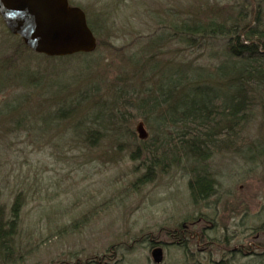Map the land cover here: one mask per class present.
<instances>
[{"label":"rangeland","instance_id":"rangeland-1","mask_svg":"<svg viewBox=\"0 0 264 264\" xmlns=\"http://www.w3.org/2000/svg\"><path fill=\"white\" fill-rule=\"evenodd\" d=\"M105 1L111 2L71 3L88 14L97 12ZM133 12L126 7L114 19L128 29L137 28L139 19ZM122 13L126 20L119 19ZM126 30L113 27L111 33L117 39L125 35L126 44L115 39L110 51L95 48L91 69L85 71L84 62L76 59L48 61L25 52L29 69L40 70L43 81L34 91L18 89L15 80L10 81L0 93V207L8 216L19 196L14 240L23 260L18 264H213L220 260L264 264V108L260 105L253 107L224 148L207 155L203 163L211 172L214 190L196 202L191 200L185 159L176 163L159 146L153 151L155 165L149 167L152 154L146 149L154 148L153 138L161 135H155L134 107L125 109L123 121L136 140L124 136L112 142L94 132L90 141L84 133L76 135L71 119L42 123L60 104L74 103L80 95L86 100L76 103L81 105L78 111L109 102L113 82L135 80L132 69L136 68L128 62L142 45L132 46ZM8 33L0 17V58L10 54L16 42ZM171 45L170 54L181 55L182 46ZM143 52L134 55L144 60ZM205 55V50H194L193 59L204 65ZM17 106L20 111L4 110H18ZM140 122L147 134L144 141L136 132ZM162 129L157 134L164 133ZM156 247L161 249L158 263L152 258Z\"/></svg>","mask_w":264,"mask_h":264},{"label":"trees","instance_id":"trees-1","mask_svg":"<svg viewBox=\"0 0 264 264\" xmlns=\"http://www.w3.org/2000/svg\"><path fill=\"white\" fill-rule=\"evenodd\" d=\"M102 6L93 13L84 10L97 40L96 49L102 46L110 51L117 39L110 30L117 26L127 29L132 46L142 45L137 52L144 51L142 54L146 55L144 60H140V54L134 55L137 52L130 55L128 64L136 68L132 69L135 80L113 82L109 102L87 105L78 111L81 105L76 103L86 100L80 95L74 103L60 104L42 118V123L71 119L76 135L84 133L92 141L94 132H98L118 142L124 136H134L123 121L125 109L134 107V112L156 130L155 135H161L159 139L153 138L154 148L146 149L152 154L149 167L155 165L153 151L159 146L172 154V161L185 159L190 172L191 200L207 199L214 190L211 172L203 163L207 155L224 148L226 141L236 135V128L247 121L254 106L264 108V0H111ZM126 7L134 9L133 17L139 19L137 28L128 29L114 19ZM137 8L141 9L139 13ZM121 15L119 19L126 20ZM8 34L16 42L12 43L10 54L0 58V72L4 74L0 93L6 83L14 80L18 89L21 86L23 91H34L44 78L40 70L29 69L31 64L23 56L25 52H35L20 38ZM123 36L116 43L121 39L119 44H126ZM173 42L182 46L181 55L170 54ZM194 50H205L208 63L194 61ZM94 52L62 57L35 54L48 61L79 60L84 62L81 69L85 71L91 69ZM19 108L4 110L17 112ZM159 129L164 133L157 134ZM19 202L16 196L8 216L0 207V264H18L23 260L14 240ZM213 264L227 263L220 260Z\"/></svg>","mask_w":264,"mask_h":264},{"label":"water","instance_id":"water-1","mask_svg":"<svg viewBox=\"0 0 264 264\" xmlns=\"http://www.w3.org/2000/svg\"><path fill=\"white\" fill-rule=\"evenodd\" d=\"M0 16L6 29L37 54L89 53L97 45L85 12L68 0H0ZM136 132L140 139L147 136L141 122ZM152 258L155 263L161 261L159 247L152 250Z\"/></svg>","mask_w":264,"mask_h":264},{"label":"flooded vegetation","instance_id":"flooded-vegetation-1","mask_svg":"<svg viewBox=\"0 0 264 264\" xmlns=\"http://www.w3.org/2000/svg\"><path fill=\"white\" fill-rule=\"evenodd\" d=\"M176 231H177V229H176ZM181 231H182V230H181ZM181 231H180V232H181ZM180 232H179V233H177V234H180ZM182 240H183V239H182ZM182 240H180L179 242H181Z\"/></svg>","mask_w":264,"mask_h":264}]
</instances>
